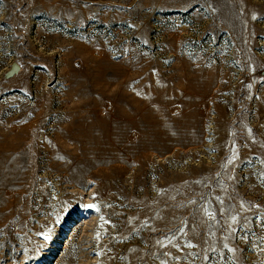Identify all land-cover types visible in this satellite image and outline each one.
I'll use <instances>...</instances> for the list:
<instances>
[{
  "label": "rangeland",
  "instance_id": "rangeland-1",
  "mask_svg": "<svg viewBox=\"0 0 264 264\" xmlns=\"http://www.w3.org/2000/svg\"><path fill=\"white\" fill-rule=\"evenodd\" d=\"M0 264H264V0H0Z\"/></svg>",
  "mask_w": 264,
  "mask_h": 264
},
{
  "label": "water",
  "instance_id": "water-1",
  "mask_svg": "<svg viewBox=\"0 0 264 264\" xmlns=\"http://www.w3.org/2000/svg\"><path fill=\"white\" fill-rule=\"evenodd\" d=\"M20 71V66L17 63L12 65L11 70L8 72V76L11 77Z\"/></svg>",
  "mask_w": 264,
  "mask_h": 264
}]
</instances>
